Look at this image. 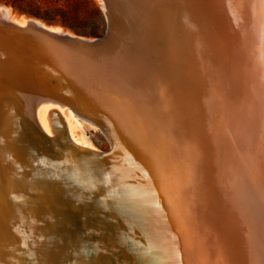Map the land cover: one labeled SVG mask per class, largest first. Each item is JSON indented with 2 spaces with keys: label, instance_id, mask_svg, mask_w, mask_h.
<instances>
[{
  "label": "bare ground",
  "instance_id": "bare-ground-1",
  "mask_svg": "<svg viewBox=\"0 0 264 264\" xmlns=\"http://www.w3.org/2000/svg\"><path fill=\"white\" fill-rule=\"evenodd\" d=\"M101 1L110 24L111 2L133 8L126 21L134 41L146 30L133 58L119 55L107 88L115 109L104 108L125 114L126 136L146 159L134 190L125 169V178L114 169L115 181H103L89 143L57 117L73 108L97 126L87 107L98 95L80 76L107 70L105 41L16 21L0 7V79L8 88L0 94V209L25 203L36 215L25 226L34 264H123L125 234L147 243L122 208L135 195L161 222L153 228L155 264H264V0ZM36 66L62 75L51 86ZM11 220L0 210V254L15 256L6 229L22 249L30 243Z\"/></svg>",
  "mask_w": 264,
  "mask_h": 264
},
{
  "label": "rangeland",
  "instance_id": "rangeland-1",
  "mask_svg": "<svg viewBox=\"0 0 264 264\" xmlns=\"http://www.w3.org/2000/svg\"><path fill=\"white\" fill-rule=\"evenodd\" d=\"M102 3L103 2L101 0H2V1H0V7L6 8L9 11L12 19L16 20V21H21L23 19L33 20V21L40 22L41 24H43L45 26H49V27L64 31V32H66L72 36H75L76 38H81V39L92 41V42L105 41L103 43L107 44L105 49H106V53H107L108 58H109L107 60L108 61L107 70L104 71V70H100V69H97V70L92 69V70H90V72L88 74L83 73L80 76L84 80V84H86V87H85L86 92L88 90V91H92L94 93H97V95H98V96H96V94L93 95L94 98L95 97L98 98L97 106L95 108L93 107L96 111L90 106L87 107V113H89V115L91 113L90 117L96 119V120H94V119H92V120L94 121V123L97 126L95 125L96 127H94V126L90 125L88 122L84 121L83 118L78 116V114L75 112V110L73 108H68V107L59 108V111H61V116H57V117H59L58 121L67 133L69 131L75 139H77V140L84 139L86 142L89 143V145L92 148L91 149L92 152L90 154L91 157L97 163L98 168L102 169L101 170L102 172L105 169V171L102 173L103 174V181H105V182L115 181L116 176H114L113 174H111V175L108 174V171L113 173V170L115 169L114 172L119 171L118 173H120L121 178H119V179H122V177L125 178L126 174H128V177H126V178L130 179V177H131V180L129 181V183L130 182H132V183L129 184L127 182V187L130 190H134L135 189V180H132L134 178V176L136 179H142V178L145 179V177H143L144 174L141 172L142 167H140V166L142 165L141 161H145L146 159L144 157H142L145 159L144 160L140 157L141 155H140L139 151H137V147L135 144L136 141L132 142L133 140L130 139L131 140L130 141L129 138L126 136V132H127L126 126L127 125H126V122L123 118V116H125V114L123 115V113L120 111V113H121L120 115L114 116L115 114L112 115L109 112V111L113 112V110L115 109L113 106H111L110 101L113 102L114 104H116V100H114L111 97V94L107 88H108L109 82H111L113 77H114V75L111 74V71H115V69H117L116 63H117V61H119V59H120L119 57H121L119 55H125L128 58H133L134 55H132V54H134V53H132V52H134V49L136 50V48H138V47L140 49V48H142L141 46H144L143 43H140V38H143V36L146 35L145 34L146 30H142V32L138 35L140 37H138L134 41L131 37H133V35H135V34H134V32H131V29L128 26L129 22L126 21L129 18H132V16L134 17L133 8H131L130 5L128 6L127 4H126L125 8L124 7L123 8L118 7L115 2L114 3L111 2L108 5L109 11L112 12L111 13L112 23L110 24L108 22V18L105 14V11L102 7ZM118 9H123V10L125 9L124 12L122 13L123 15L122 14L120 15V13L118 12ZM128 15H129V17H128ZM126 22H127V24H126ZM136 23L138 24V22H136ZM139 23L141 24V22H139ZM116 30H118V33ZM139 31H141V29ZM114 35H115V37H114ZM41 45H42V47H41ZM37 46H39V47H37ZM35 47L38 49L42 48V51L44 49L48 48V46H46L43 43H37L35 45ZM28 48H29V50L27 49V47L25 48L27 50V53H28V51H29V53H32L34 48L33 47H28ZM137 54H140V53L137 52ZM115 60H116V62H115ZM36 69L39 73L42 72V71H40L41 67L39 68V66H38V68H37V66H36ZM59 69L60 68L46 67L45 70H43V72L41 73V76H39V79L41 80V78L46 79V78H52L53 77V79H49V83L51 86H52V84L54 86L55 85L54 83L56 82L55 76L59 77L60 75H62V73L59 72ZM66 69H68V67L64 68V70L68 73V71L70 69H68V70H66ZM134 69H136V67H134ZM105 74H106V77H105ZM68 75L70 76V74H68ZM0 76H1V74H0ZM71 77H72V75H71ZM0 78H3V76H1ZM6 78L7 77H5L4 80L0 79V94H2V92L4 90L8 89L7 86H4V85H6L5 84V81L7 80ZM29 80H31V79L29 78L28 81ZM52 80H53V82H52ZM87 82H88V84H87ZM88 87L89 88L91 87V88L89 89ZM95 90H97V91H95ZM98 90H99V92H98ZM104 91L108 92L110 94L109 99H108V95H105ZM89 99H90V97L87 96V103L90 102ZM106 106L109 107L108 112L104 111V108ZM42 107H44V106H42ZM52 107H55V106H52ZM99 108H100V110H99ZM93 111H95L96 115L94 114ZM70 115L73 119L77 120L80 124L79 125L76 124L72 120V118L69 117ZM109 124L112 126L111 128H110ZM112 136H113V138H112ZM119 138H121V140ZM125 139H126L127 143H125L126 142ZM121 148L123 149V151ZM128 149H130V150H128ZM124 151H126V153ZM128 160H129L130 164L129 163L126 164V162H128ZM112 161H115V163H117V164L113 163ZM112 164H114V165H112ZM125 164H126V166H125ZM127 165L129 167H127ZM104 166L105 167L110 166L109 168L111 170L108 168L106 171V168ZM139 167H140V169H138ZM123 170L125 172L127 170L128 173L126 172V174H125ZM129 173H131V174H129ZM137 173L142 174V176L137 175ZM132 175H133V177H132ZM112 177H113V179H112ZM89 180H91V179H89ZM134 197H135L134 200L132 198L129 199V203L128 202L123 203L122 208L133 219L132 221H134L133 222L134 225L135 226L137 225L136 226L137 231L139 230V232H141L147 238V243H145L143 240H141L140 243H138V241L134 240L135 238H134L133 234H131V233L125 234V239H126L125 241L127 243V251H126L125 256L122 258V262H124L123 264H137V263L138 264H150V263L155 264V262L159 259L158 252H160V246L155 243L156 239H154V236L156 235V237H157L158 235H157V232H155L156 230H154V229H156L155 226H157V229L160 228L161 222L159 220L156 221L155 218L153 217V215L151 214V212H149L148 209L146 210V208L144 207V204L139 202V200H138L139 197L137 198L136 195ZM137 202H138V204H137ZM8 204H10V203L8 202L7 205H4L0 210H3V212L7 216V218H9L10 220L12 219L11 220V223H12L11 226L14 228V230H18V233L21 234L20 236L22 237V235H23V239L25 241L28 240L26 242L27 243L29 242L30 244H28L24 249H22L19 246V243L17 242V238L14 236V234L11 231H9L8 229H6L7 235L14 241L13 244H15L14 245V253H15L14 255L15 256H12V255L9 256V254L5 255L6 253L0 254V264H34V261H33L34 253H32L33 249L29 248L30 245H31L30 247L32 248V240L30 241L31 237H29V235H31V234L27 231L25 226H27V223H30V221H31V223L34 221L32 224L36 223V215L34 216V212L31 211L29 209V207L24 206V205H26L25 203H20V204L16 203L17 207L14 205H11V204L8 205ZM21 204H23V205H21ZM141 205L143 206L142 209H140L142 207ZM25 208H27L28 211ZM145 210L148 212H146ZM15 211L16 212L18 211L19 213H16ZM140 211H142V213H140ZM26 212H27V214H26ZM144 213H146V214H144ZM142 214H144V215L142 216ZM18 215L20 217H17ZM23 215H25V216H23ZM138 215L141 216L142 218H139ZM27 218H28V222L26 221ZM15 219H16V223H14ZM22 220H24V222L26 223L25 225L23 224L24 222H22ZM152 221H153V224H152ZM145 222H147V223H145ZM144 225H145V227L146 226L147 227L145 228ZM23 228H25V229H23ZM20 229L23 231H21ZM149 229H152V230H149ZM147 234H148V237H147ZM24 235H25V237H24ZM26 235H27V237H26ZM149 235H150V237H149ZM151 237H153V238H151ZM149 240H150V242H149ZM162 241H163V239L161 238L160 244ZM140 245H141V249H140L141 251L139 250ZM27 247L30 250H28ZM26 249H27V251H25ZM31 250H32V252L29 253ZM157 250H159V251H157ZM91 251L89 253L90 257L95 256L96 252H94V250H91ZM142 252H143V254H141ZM30 254H32V255H30ZM150 254H152V255H150ZM153 254H154V256H153ZM25 255H27V256H25ZM136 256H138L139 258L137 259ZM211 256H213V255H211ZM26 259H27V261H26ZM16 260H17V262H16Z\"/></svg>",
  "mask_w": 264,
  "mask_h": 264
},
{
  "label": "water",
  "instance_id": "water-1",
  "mask_svg": "<svg viewBox=\"0 0 264 264\" xmlns=\"http://www.w3.org/2000/svg\"><path fill=\"white\" fill-rule=\"evenodd\" d=\"M52 35H55V34H52Z\"/></svg>",
  "mask_w": 264,
  "mask_h": 264
},
{
  "label": "trees",
  "instance_id": "trees-1",
  "mask_svg": "<svg viewBox=\"0 0 264 264\" xmlns=\"http://www.w3.org/2000/svg\"><path fill=\"white\" fill-rule=\"evenodd\" d=\"M0 1H2V0H0Z\"/></svg>",
  "mask_w": 264,
  "mask_h": 264
}]
</instances>
